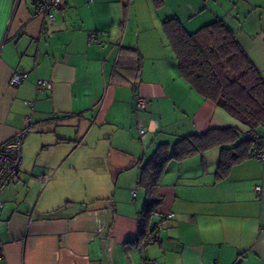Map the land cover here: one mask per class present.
<instances>
[{
    "label": "crops",
    "instance_id": "crops-1",
    "mask_svg": "<svg viewBox=\"0 0 264 264\" xmlns=\"http://www.w3.org/2000/svg\"><path fill=\"white\" fill-rule=\"evenodd\" d=\"M38 2L0 0V144L28 125L2 193L0 264H264V162L234 148L218 176L226 143L170 159L143 221L150 197L138 183L158 144L243 128L180 76L162 20L189 31L223 20L264 76V0H62L52 21L34 14ZM124 49L140 57L138 73ZM122 56L128 80L114 74ZM16 71L28 75L11 86Z\"/></svg>",
    "mask_w": 264,
    "mask_h": 264
},
{
    "label": "trees",
    "instance_id": "trees-1",
    "mask_svg": "<svg viewBox=\"0 0 264 264\" xmlns=\"http://www.w3.org/2000/svg\"><path fill=\"white\" fill-rule=\"evenodd\" d=\"M151 2L154 7H158L162 0ZM161 25L177 60L180 76L197 93L237 119L243 128H211L203 134L181 137L173 146L158 144L150 158L142 164L138 179V183L145 187L150 197L141 213L142 221L146 220L160 202L156 192L157 181L168 160L181 159L211 146L231 144L229 148L221 149L217 170L218 176H221L235 157L229 151L239 149L238 157H242L253 143L249 132L264 133V76L238 44L233 30L221 19H214L193 31L186 29L177 17H166ZM124 51L128 57L127 65L124 62V66L138 73L140 57L133 49ZM121 61L123 56L118 60L114 74H119L121 80H128V77L119 72ZM243 130L246 138L238 140ZM235 141L236 144L232 145ZM146 231H150L153 236V230L144 227L143 234Z\"/></svg>",
    "mask_w": 264,
    "mask_h": 264
},
{
    "label": "built area",
    "instance_id": "built-area-1",
    "mask_svg": "<svg viewBox=\"0 0 264 264\" xmlns=\"http://www.w3.org/2000/svg\"><path fill=\"white\" fill-rule=\"evenodd\" d=\"M62 0H39L34 14H43L48 21L54 19L55 11L60 7ZM89 42H93L97 39L95 32L89 33ZM27 72L16 71L9 78V85L17 86L27 77ZM38 89L45 87L50 88L51 83L49 81L38 79L37 80ZM25 104L32 108L33 103L31 101H25ZM148 106V100L140 93L134 94V107L135 110H144ZM26 124L29 122L30 117L26 116L24 118ZM139 132L143 133V129L138 123ZM28 125L22 128L20 131L15 133L11 139L0 144V208L3 205L2 193L5 186L10 181V179L15 176L18 172L21 159H22V144L25 135L28 132ZM253 143L248 151V156L254 158L257 161L264 162V133H255L254 131L249 132ZM43 180L48 178L47 174L41 176ZM255 191L260 192V187L255 186ZM172 213H169L168 216H172ZM151 234H148L142 238V243H147ZM2 256V250L0 248V257ZM143 264H155L152 260H146Z\"/></svg>",
    "mask_w": 264,
    "mask_h": 264
},
{
    "label": "rangeland",
    "instance_id": "rangeland-1",
    "mask_svg": "<svg viewBox=\"0 0 264 264\" xmlns=\"http://www.w3.org/2000/svg\"><path fill=\"white\" fill-rule=\"evenodd\" d=\"M134 2H135V0H134ZM131 18H132V17H131ZM131 18H130V19H131ZM127 21H128V14H125V19H124V23H125V25H126Z\"/></svg>",
    "mask_w": 264,
    "mask_h": 264
}]
</instances>
